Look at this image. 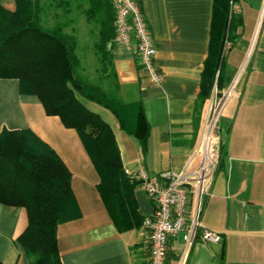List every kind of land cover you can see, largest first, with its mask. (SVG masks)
Returning <instances> with one entry per match:
<instances>
[{"label":"crops","instance_id":"0c3cea01","mask_svg":"<svg viewBox=\"0 0 264 264\" xmlns=\"http://www.w3.org/2000/svg\"><path fill=\"white\" fill-rule=\"evenodd\" d=\"M214 4L215 0H142L157 48L160 83L140 64L135 42L114 43L111 51L118 95L130 103L123 116L133 130L142 108L149 127L146 145L121 127L114 114L111 125L124 169L135 172L143 167L150 175L194 170L204 160L210 100L230 90L217 121L221 150L220 142L209 149L217 166L201 196L197 237L191 243L183 232L172 238L169 264H264V0H236L232 5L242 23L227 42L220 88L215 86L203 100L201 81ZM90 44L93 50L95 41ZM4 128L32 129L72 174L79 216L58 225L63 264H149L148 230L121 229L114 199L100 193V174L78 131L49 115L38 96L22 94L15 78H0V131ZM133 193L139 215H151L154 203L145 189L139 184ZM27 225L24 207L0 203L1 263L31 264L18 242ZM205 229L220 233L222 241L203 240Z\"/></svg>","mask_w":264,"mask_h":264},{"label":"trees","instance_id":"16d2710c","mask_svg":"<svg viewBox=\"0 0 264 264\" xmlns=\"http://www.w3.org/2000/svg\"><path fill=\"white\" fill-rule=\"evenodd\" d=\"M235 1L215 0L201 81L203 100L215 86L220 88L227 42L242 23L232 10ZM80 22L88 29L82 30ZM81 32L88 34V56L98 60L102 84L86 75L78 52ZM115 35L112 0H15L14 8L0 1V78L18 79L22 94L38 96L49 115L59 116L65 126L78 131L100 174V193L114 199L121 229L131 230L143 226L145 219L133 193L139 181L125 172L111 123L89 106L110 111L121 127L146 145L149 127L142 108L133 130L123 116L130 103L118 95L111 51ZM90 40L95 41L93 50ZM111 78L109 85L106 81ZM71 178L60 155L32 129L0 131V203L26 209L28 225L18 242L31 264H63L58 225L79 216Z\"/></svg>","mask_w":264,"mask_h":264},{"label":"built area","instance_id":"2783aa9c","mask_svg":"<svg viewBox=\"0 0 264 264\" xmlns=\"http://www.w3.org/2000/svg\"><path fill=\"white\" fill-rule=\"evenodd\" d=\"M112 5L115 10L114 43L131 45L135 42L140 64L154 82L160 83L162 73L155 61L157 48L145 19L142 0H112ZM229 95L230 90L225 91L219 100L213 99L216 95L212 97L202 146L204 160L199 168L181 172L167 171L159 175H150L143 167L135 172L125 169L131 180L139 181L154 203L153 213L146 216L143 223L149 233V264H168L170 241L181 232L187 243L193 242L197 237L201 225V196L217 166L208 149L210 145L216 146L219 142L214 131L221 106ZM207 135L216 139L214 143L207 141ZM202 239L220 242L222 236L216 231L205 229Z\"/></svg>","mask_w":264,"mask_h":264},{"label":"rangeland","instance_id":"374dc122","mask_svg":"<svg viewBox=\"0 0 264 264\" xmlns=\"http://www.w3.org/2000/svg\"><path fill=\"white\" fill-rule=\"evenodd\" d=\"M6 6L10 7V8H14L15 7V0H1ZM83 25H86V23L84 22H80L79 23V26L82 27V30H87L88 27L87 26H83ZM79 36V55L81 56L82 60H83V63H84V66H86V75L88 77H90L93 82H97V83H101L102 84V81L100 79V75L99 73L96 71L98 65H99V62L98 60H96L95 58H93V56L89 57L88 56V42L86 41V38L88 36L87 33H84V32H81V34H78ZM107 84H111L112 83V78L111 79H108L106 81ZM105 84V83H104ZM219 100L220 99V96L218 97V95L216 94V97H214L213 99H216ZM212 100V99H211ZM210 100V104H211V101ZM89 106L95 110L96 112H99L103 115V117L108 121L110 122L112 125H115V119H114V116L113 114L108 111L107 109L103 108L102 106H99V105H96V104H89ZM218 124L217 123V126L215 127V131H214V134L216 136H220V139H219V142H220V150H221V147H222V136H221V133L218 131L219 127H218ZM214 135V136H215ZM216 139L213 138V141L212 143H214Z\"/></svg>","mask_w":264,"mask_h":264},{"label":"bare ground","instance_id":"6f19581e","mask_svg":"<svg viewBox=\"0 0 264 264\" xmlns=\"http://www.w3.org/2000/svg\"><path fill=\"white\" fill-rule=\"evenodd\" d=\"M206 139H207V141L208 142H211L212 143V141H213V137H211L210 135H207L206 136ZM211 147V145L209 146V148ZM209 150V149H208ZM211 150V149H210Z\"/></svg>","mask_w":264,"mask_h":264}]
</instances>
